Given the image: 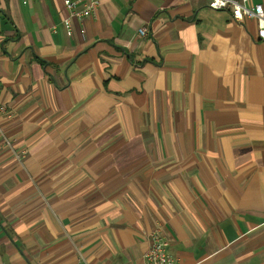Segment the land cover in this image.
I'll list each match as a JSON object with an SVG mask.
<instances>
[{"label": "crops", "instance_id": "obj_1", "mask_svg": "<svg viewBox=\"0 0 264 264\" xmlns=\"http://www.w3.org/2000/svg\"><path fill=\"white\" fill-rule=\"evenodd\" d=\"M67 15L0 0V264H145L154 233L172 264H264L256 21L105 0L67 36Z\"/></svg>", "mask_w": 264, "mask_h": 264}, {"label": "built area", "instance_id": "obj_2", "mask_svg": "<svg viewBox=\"0 0 264 264\" xmlns=\"http://www.w3.org/2000/svg\"><path fill=\"white\" fill-rule=\"evenodd\" d=\"M22 5H28L33 0H18ZM105 0H86L80 9L76 7V0H62L64 7L68 11L66 18L62 20V25L67 36L73 34V22L80 21L91 16L98 5ZM116 1V0H114ZM207 6L213 10L229 11L233 20L241 22L243 20H255L257 24V36L259 40H264V6L261 4L249 3L251 0H202ZM54 28V26L52 27ZM78 33L83 36V29H79ZM138 33L145 35V30L140 29ZM3 111V106L0 103V112ZM0 138H3L0 129ZM4 139V138H3ZM145 264H172V258L166 252L164 242L161 237L154 233L151 236V243L148 250L143 256ZM79 264H89L84 259L80 260Z\"/></svg>", "mask_w": 264, "mask_h": 264}]
</instances>
